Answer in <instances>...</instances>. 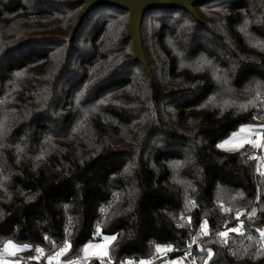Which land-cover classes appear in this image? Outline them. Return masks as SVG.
<instances>
[{"label":"trees","instance_id":"obj_1","mask_svg":"<svg viewBox=\"0 0 264 264\" xmlns=\"http://www.w3.org/2000/svg\"><path fill=\"white\" fill-rule=\"evenodd\" d=\"M82 7L0 0V247L11 239L31 245L22 255L51 254L68 229L61 260H73L99 224L117 237L113 261L154 258L157 244L174 256L202 220L211 234L253 206L244 235L198 236L205 251H186L189 264H204L209 248V264H264V177L250 145L216 146L241 125L264 124V0L195 4L200 22L183 9L145 13L156 99L127 36L129 13L96 6L70 37Z\"/></svg>","mask_w":264,"mask_h":264},{"label":"snow or ice","instance_id":"obj_2","mask_svg":"<svg viewBox=\"0 0 264 264\" xmlns=\"http://www.w3.org/2000/svg\"><path fill=\"white\" fill-rule=\"evenodd\" d=\"M259 127L264 128V125H260ZM251 129V126L248 125H241L238 132H233L231 136L228 139H225L222 143L217 144V148H226L230 150H238L242 148L245 144H250L255 148H260L264 150V143L261 142L262 136L260 132H256L255 136L256 139L253 140L249 138L248 135L245 133L248 132ZM254 158V157H253ZM251 159V158H250ZM261 161H264V157L259 158ZM258 173L264 177V164L261 165V167L257 168ZM259 199V196L257 197ZM188 204H190L192 207H195V202L188 201ZM222 212H230V208H225L223 205L220 206ZM101 212H104V209H101ZM256 214V209L253 208L251 212L247 213L248 218L254 217ZM244 215L243 210L237 211L235 213V219L238 221L235 227H227L225 226L224 231H220L216 234V238L219 239L223 244H227L228 240L227 237L229 236V233H236L238 235H244L243 232V221L240 219V217ZM181 219H187L189 226H191V217H184L181 215ZM180 226V225H178ZM256 231L259 234V244L260 247L257 249V255L264 254V228H258ZM66 232V238L63 241L62 246L58 248V250H55L56 246L53 245L54 250L50 255H47L46 264H80L79 257L75 260H64L62 261L61 258L64 257L71 248V241L67 238V234H69V230L65 229ZM209 235V225L207 220H202L199 226V230L197 232V236L192 237V243L188 245L189 249H191L192 244L196 243V239L198 236H208ZM97 237H100V240L98 243L93 242H87L82 246V254L84 257L83 264H88V258L89 257H95L97 260H99L100 264H105V260H107V264H113L111 257H110V245L113 241L116 240L115 234L105 235L102 233V229L100 225L98 224L95 228V232L93 235V239H96ZM48 237H45V240H47ZM247 239L249 241L253 240V237L251 235H248ZM31 245L24 244L19 245L13 242V240L9 239L6 240L3 243V246L0 247V264H20L19 261L16 260H9L6 259V256H14L17 252L23 251L25 249H29ZM198 249L203 253L205 249L201 248L199 245H197ZM157 253H166L168 251H172V245H160L157 244L155 246ZM37 256L30 257V259L33 260H39L40 257L45 255V250L39 246H36L35 248ZM207 259L204 261V264H209V261L213 258V251L212 249H207ZM246 251V250H245ZM186 255H190V253H186ZM122 264H151V260H144L141 259L138 262H134L131 260L128 261H122ZM168 264H183L182 260H171L168 262Z\"/></svg>","mask_w":264,"mask_h":264},{"label":"water","instance_id":"obj_3","mask_svg":"<svg viewBox=\"0 0 264 264\" xmlns=\"http://www.w3.org/2000/svg\"><path fill=\"white\" fill-rule=\"evenodd\" d=\"M204 1L207 0H80V2L83 3V7L77 17L74 27L71 30L70 37L73 36L84 16L96 6L106 4L127 11L129 13L127 36L132 42L135 59L141 64L147 75L150 77L152 97L153 99H156L158 89L152 80L151 73L148 68V61L143 52L141 41V26L145 13L159 8L183 9L200 22L201 20L193 6Z\"/></svg>","mask_w":264,"mask_h":264},{"label":"built area","instance_id":"obj_4","mask_svg":"<svg viewBox=\"0 0 264 264\" xmlns=\"http://www.w3.org/2000/svg\"><path fill=\"white\" fill-rule=\"evenodd\" d=\"M258 100H259V108L264 112V94H261V95H259V97H258ZM255 119H257V116H255ZM264 125V124H263ZM263 132H264V129H263ZM248 157L249 158H251V160L253 161V164H254V173L255 174H257L258 173V171H257V168L258 167H261V165H262V162L263 161H261V159H259V158H262V153H261V149L260 148H256V149H254L252 152H250L249 154H248ZM254 157V158H253ZM259 174V173H258ZM247 212L248 211H246V212H244L245 214L244 215H242L241 217H240V219L242 220L243 219V217H245L246 215H247ZM238 223V221L235 219V217H234V219H232V220H230V221H226V222H224L223 223V225H222V227L220 228V229H218L217 231H215V232H213V233H211V234H209L208 235V237L209 236H212V235H216L218 232H220V231H224L225 230V226H227V227H235L236 226V224ZM198 230H199V227L197 228V232H198ZM243 232H245V228H244V226H243ZM229 235H230V233H229ZM202 237V236H201ZM229 237V236H228ZM227 237V238H228ZM192 242H187L186 243V247L184 248V249H182V250H180V251H178L177 253H183V252H186V250L187 249H189V247H188V245L189 244H191ZM197 243V242H196ZM195 243V244H196ZM194 246V244H192V247ZM256 246H257V248H259L260 247V244H259V237H258V242H257V244H256ZM191 247V248H192ZM36 248V247H35ZM35 248L32 250V252L29 254V255H27V256H25V255H22V254H20V253H16L14 256H6L5 258L6 259H9V260H16V261H19L20 262V264H46V260H47V255H50V253H48L45 249V255L44 256H42V257H40V259L37 261V260H33V259H30V257H34V256H37L38 254L36 253V251H35ZM42 248V247H41ZM173 251V250H172ZM172 251H168L167 252V255H166V253H162V254H159V255H161L162 257L163 256H165V257H168V256H171V252ZM161 258V257H160ZM75 259H77V258H75ZM75 259H73V260H75ZM79 260H80V264H83V261H84V257H79ZM90 260H94V261H97L99 264H100V262H99V260H97L95 257H89L88 258V261H90ZM112 260V259H111ZM128 260H131V261H134V262H138V261H140V260H138V259H133V258H126V259H121V260H119V261H113L112 260V262H113V264H122V261H128ZM148 260H151V264H154V263H156L157 261H158V258L156 257H154L153 259H148ZM105 264H107V260H105Z\"/></svg>","mask_w":264,"mask_h":264},{"label":"rangeland","instance_id":"obj_5","mask_svg":"<svg viewBox=\"0 0 264 264\" xmlns=\"http://www.w3.org/2000/svg\"><path fill=\"white\" fill-rule=\"evenodd\" d=\"M148 19V17H146V19H145V21ZM246 125H248V126H251V129L248 131V132H246L245 134L246 135H248L249 136V138H251V139H253V140H255L256 139V136H255V133L256 132H260L261 133V136H262V140H261V142L262 143H264V132H263V129L264 128H261V127H259V126H257V125H253V124H246ZM241 127V126H240ZM240 127L238 128V129H236V130H234L233 132H238L239 131V129H240ZM232 132V133H233ZM231 133V134H232ZM231 134L230 135H228L226 138H223V139H221L217 144H219V143H222L225 139H228L230 136H231ZM246 145V144H245ZM250 145V144H249ZM250 147H251V150H250V152H252L254 149H256L255 147H253L252 145H250ZM223 149H225V150H227V151H233V150H230V149H226V148H223ZM235 151V150H234ZM249 152V153H250ZM248 153V154H249ZM261 153H262V157H264V150H262L261 149ZM262 164H264V161L262 162ZM254 207L253 206H251L250 208H248V209H246V210H243V211H248V212H251L252 211V209H253ZM247 212V213H248ZM245 214V213H244ZM234 217H235V214L230 218V219H227L228 221H230V220H232V219H234ZM245 217H247V215L245 216ZM244 218V217H243ZM226 220V221H227ZM207 236H200V239H203V238H206ZM200 239H196V244H194V246H196V245H199V242H200ZM99 240L100 239H94V240H90L91 242H93V243H98L99 242ZM90 241H88V242H90ZM3 246V245H2ZM1 246V247H2ZM156 246V245H155ZM154 246V247H155ZM193 246V247H194ZM192 247V248H193ZM155 249V252H156V248H154ZM18 253V252H17ZM186 253H187V251L186 252H183V253H181V254H176V255H174V256H168V257H165V256H161V255H159V254H162V253H157L156 252V256H155V258L157 257L158 258V261L156 262V263H154V264H168V262L169 261H171V260H178V261H180V260H182V262H183V264H189V255H186ZM166 255H167V252H166ZM81 256L83 257V254H82V249H81ZM161 257V258H160ZM151 259H153V258H151ZM197 259V257H194V259L193 260H196Z\"/></svg>","mask_w":264,"mask_h":264},{"label":"crops","instance_id":"obj_6","mask_svg":"<svg viewBox=\"0 0 264 264\" xmlns=\"http://www.w3.org/2000/svg\"><path fill=\"white\" fill-rule=\"evenodd\" d=\"M249 145V144H248Z\"/></svg>","mask_w":264,"mask_h":264}]
</instances>
